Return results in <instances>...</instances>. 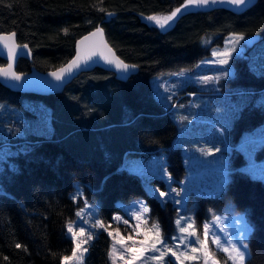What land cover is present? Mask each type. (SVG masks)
<instances>
[{"label":"trees","instance_id":"1","mask_svg":"<svg viewBox=\"0 0 264 264\" xmlns=\"http://www.w3.org/2000/svg\"><path fill=\"white\" fill-rule=\"evenodd\" d=\"M184 3L0 0V31L15 32L17 42L27 44L33 53L30 61H18L19 72L62 66L73 56L76 41L97 26L103 28L117 56L138 68L124 81L95 68L78 74L62 92L45 96L20 94L0 85V103L14 109L24 108L23 100L34 106L42 102L50 117V131L45 134L24 131L22 136L0 139V147L31 145L10 156L12 166H6L0 176V264H62L72 249L66 226L85 201L97 202V216L104 226L112 227L111 217L119 210L117 200L146 197L152 203L151 217L159 220L164 232H172L174 209L169 202L161 206L149 196L141 178L121 165L125 155L146 154L154 147L168 149L176 134L167 107L153 94L150 78L192 67L230 34L264 39V0L247 10L217 5L183 11L166 30L146 19ZM107 13L114 14L108 21ZM203 38L207 43H202ZM261 58L254 55L252 60L260 74L245 59H234L233 65L239 77L246 74L250 84L264 89ZM34 109L24 110L33 116ZM2 114L0 129L10 126L11 119L8 111ZM237 118L236 126L251 127L264 120V111L259 105L246 106ZM255 156L264 160V142ZM180 157L179 149L169 150L170 173L183 170ZM231 162V178L220 196L199 195L190 200L194 220L200 225L209 209L219 211L228 202L245 211L254 228L245 264H264V180L240 168L241 153ZM109 250L110 238L101 230L89 244L84 264H113ZM219 258L231 264L223 253Z\"/></svg>","mask_w":264,"mask_h":264},{"label":"rangeland","instance_id":"2","mask_svg":"<svg viewBox=\"0 0 264 264\" xmlns=\"http://www.w3.org/2000/svg\"><path fill=\"white\" fill-rule=\"evenodd\" d=\"M217 5L235 7L230 3H210L207 6H190L188 10L203 9ZM170 14L171 12L158 14L156 16L163 17ZM239 36L243 35H228L221 46L211 48L209 56L198 60L192 67L186 70L174 73H162L150 78L153 94L167 107L168 114L175 123L176 134L171 145L167 147L168 149L154 147L146 154H128L122 159L121 165L135 172L141 178L149 196L155 198L161 206L169 202L171 208L174 209L172 212V232H164L159 220L151 217L150 211L142 215L143 223L135 220L134 214L140 210L141 203L146 204L149 209H151L152 203L146 197L135 198L127 202L117 200L116 205L119 207V210L111 217V223L114 225L112 227L104 226V228L93 227L96 221L100 220L97 216L98 208L94 207L98 205V203L94 201H85L82 207L77 210L75 219L66 226L68 229L69 225H71L76 231H78L80 227H84L86 236L92 234L93 238L88 241V243L82 245V248H87L88 250L89 244L93 241L97 233L101 230L105 231V229H107V231H105L107 235L109 231L115 233L119 230L120 235L125 237L124 243L131 247L132 241L127 240L129 235L136 241L143 240L144 236L138 235V233L148 232L151 236L153 233L149 230L154 223H158L164 243L169 248L176 250V245L179 244V238L187 236L185 233H180L179 227L186 226L187 223H194V227L201 240L204 239L203 226L205 223H209L210 231H216L221 237L230 235V233L226 234L220 230L222 225L231 227L233 232L235 230L233 221L230 217L243 215L250 224L247 213L235 209L233 204L228 202L219 211L209 209L207 217L198 225L194 220L191 205L189 204L190 200L194 199L195 196H220L222 194L231 178V172L234 168L231 161L233 158H236L238 153H241L244 159L240 168L252 177L264 180V177H262V172H264V160H258L255 156L257 147L264 142V120L251 127L236 126L237 117L242 108L259 105V108L264 111V103H261V101H264V89H259L250 84L247 81L246 74L242 75L243 78L239 77L233 65L234 59H245L253 72L256 74L262 73L259 67H256L255 64L253 65L252 60L254 55H260L263 57L261 59L264 61V39L255 43H249L247 40L248 37L243 36L245 39L237 42ZM202 43H207V39L203 38ZM234 46L237 47L239 51L233 53V58L229 61V71L231 75L218 83L210 82L203 84L198 82L199 76L202 75H220L222 66L218 64V60L224 57H214L212 53L226 51ZM170 96L172 98L167 99V97ZM21 104L24 108L15 106L13 107L14 109H12L8 104L0 103V116H3L2 112L4 111H8L11 114V119L8 124L10 126L0 129V139H7L8 135L15 136L17 134L22 136L24 131H26V133L32 132L41 134L50 131L49 111L44 107L42 102L34 106L29 100H23ZM9 107L11 109H9ZM24 109H34L35 115L27 116ZM181 117H186V119L182 120ZM10 123H13L14 126ZM249 140L255 143L246 144V141ZM17 143L16 141L15 144ZM22 144V146L16 145V147H10V145L0 147V176L6 166H12V156L17 155L20 150L31 146L25 142H22ZM213 146L220 148L221 151L215 155H204L200 151V149H213ZM172 148L179 149L183 169L182 171L178 170L175 174L170 173L166 165L168 162L167 155ZM224 162H226V169L224 170L227 172L228 179L223 188L217 191V187L223 179L221 163ZM158 168L166 170V174L163 177L157 173ZM182 181L183 184H181ZM169 183L171 188L176 189L177 192H181L180 196H177L175 192L172 193V196L175 197L177 201H181L180 203H174L171 199L167 198L157 199V197H159V191L168 192L170 190L168 186ZM157 189L159 191H156L155 195H153L152 190ZM81 210H83V212L78 216L77 213L81 212ZM114 216H120L121 220H114ZM181 217H183V219L181 220L180 226H178L176 222L178 219H181ZM214 217H219L220 220L214 222ZM124 220H128V223L125 224L123 222ZM85 221H87V223H85ZM138 223H140L139 228H137ZM67 235L71 239V233L67 231ZM86 236L79 237L78 239H85ZM173 237H177V239L173 240ZM109 238V253H115V264H125V260L119 258L123 251V247L120 243H115L120 237L109 236ZM188 239L190 242H194L196 238L190 237ZM135 246L137 248L140 247L138 243ZM193 246L198 247V245L195 244H193ZM222 246L228 247L223 241ZM73 247L74 244L72 242V248ZM157 247L160 248L161 245L158 244ZM208 248L210 253L213 254V258L218 261V264L224 263V261L219 258V253H223L227 260L233 264V260L229 258L228 253H225L220 247L211 243V236L209 237ZM179 250L184 251V246L181 245ZM86 253H84L82 261L79 262V264H84ZM248 253H246V259L249 256ZM187 254L194 255L190 248H188ZM71 255L72 249L70 253L65 256ZM127 255L126 253L125 256L127 257ZM159 255V252L149 250L145 252L135 264H159L158 261L151 259V257ZM195 255H198L199 259L183 260L182 257L183 264H205L202 252ZM163 259L165 262L170 261L171 264H176L175 257L171 256L170 253ZM111 260L113 261V258H111ZM61 262L62 264H78L77 259L65 262L62 258ZM208 264H211V260L208 261Z\"/></svg>","mask_w":264,"mask_h":264},{"label":"snow or ice","instance_id":"3","mask_svg":"<svg viewBox=\"0 0 264 264\" xmlns=\"http://www.w3.org/2000/svg\"><path fill=\"white\" fill-rule=\"evenodd\" d=\"M217 4V3H230L234 6H242L246 3V0H186V3L184 5H181V7L176 8L174 11L171 12L170 15H166L163 17H158L156 15H150L148 17H146V19L148 21L154 22L156 26H158L160 29L162 30H166L167 27H171V22H174V19L178 17L179 14H182L183 11H187L188 8L190 6H196V7H200V6H207L209 4ZM102 34V29L101 28H97L95 32L90 33V36H97ZM14 35V34H12ZM8 37H3L0 36V40H7ZM85 39H88L87 37H85ZM245 39L243 36H239L238 40H243ZM101 47H106V45L103 44V41H101L99 44H97L89 53L87 56H84L83 59L85 60V63L83 65L80 64V60L82 59L81 55L78 54L77 56L71 60L68 65L66 66V68H62L60 70L59 73L53 72L50 73V75L52 77H54V79L58 82H63L64 79L70 77L73 74V70L75 69L76 71H81V70H86L90 64L89 61L91 63H98L99 61H95L92 60L93 56L97 55V52L99 51V54L101 56V58L105 61V63L112 65L115 64V68L122 72L123 74L128 73L130 68H135V65H128L126 63H123L122 61L119 60H113V59H109V57L105 56L103 54L102 51H100ZM4 48H6L7 51V59L9 61L8 64V68L11 69L13 64L12 62L14 61V59L17 56H22V55H27V56H31V51H25L28 49V45H23L22 49L17 48V46L12 45L11 47L8 45V43H4ZM110 51V50H109ZM239 49L237 47H232L229 48L226 51H222V52H213L212 55L214 57L216 56H220V57H224L223 59H219L218 60V64L221 67V74L220 75H216V76H207V75H202L199 76L198 78V82L203 83V84H207L210 82H216L218 83L219 81L223 80V79H227L230 75L231 72L229 71V61L230 59L233 58V53L238 52ZM65 73H67V76H65ZM0 75H3L6 78H10L14 81L17 82H21L23 80L22 75H18L15 72H12L11 75L9 76V72L7 70H0ZM167 90V89H166ZM172 97H167V99H171ZM261 103H264V101H261ZM182 120L186 119V117H181ZM223 127V126H222ZM255 142L252 140L246 141V144H254ZM214 149V150H213ZM213 149H208V150H204V149H200V151L202 152V154L204 155H215L216 153H219L221 151L220 148L213 146ZM221 169L223 171V179L221 181V183L218 185L217 187V191L221 190L224 186L225 183H227V172L226 170V162L221 163ZM157 173L163 177L166 174V170L163 168H158L157 169ZM262 177H264V172H262ZM169 179H170V174H169ZM181 184H183V181L181 182ZM169 191L168 192H164V191H159L157 190H152L153 191V195H155L156 191H159V197H157V199L159 198H167V199H171L174 203H180L181 201H177L175 199V197L172 196V193H176L177 196L181 195V192H177L176 189L171 188V185L169 183ZM164 202V201H162ZM94 207H99L98 205H95ZM150 211L149 207L146 204L141 203L140 204V210L138 212H136L134 214V218L136 221L143 223L144 221L142 220V215L146 214ZM83 210H81V212H78L77 215L80 216L82 214ZM98 214V213H97ZM114 220H121L120 216H114L113 217ZM183 219V217H181V219L177 220V225L180 226L181 224V220ZM191 219V218H189ZM230 219L233 221V225H234V232L233 229L231 227H228L226 225H222L220 230L225 232L226 234L230 235H226L225 237H221L216 231H210V227H209V223H205L203 228H204V239L201 240L197 234V231L194 227V223H187L186 226H180L179 227V231L180 233H185L187 234V236L185 237H180L179 238V244L176 245V250H174L173 248H169L163 240V237L161 235V231H160V226L158 223H154L151 227V229L149 230L150 232H152L153 234L150 236L148 232H144V233H138V235H143L144 239L140 240V241H136L133 239V237L131 235H129L127 237L128 241H132V246L129 247L127 246L124 241H125V237L120 235L119 230H117L115 233L109 231L108 235L109 236H119L120 239L115 241V243H120L123 247V251L120 254V259L125 260V264H135L136 261L140 260L141 256H143V254L149 250H152L153 252H159L160 255L159 256H153L151 257V259L156 260L159 262V264H171V262H165L164 261V257L166 255H168L169 253L171 254V256L175 257L176 260V264H183V260H197L199 259L198 255H195L197 253H201L203 254V257L205 259V264H208V261L211 260V264H218V261H216L213 258V254L210 253L209 248H208V241H209V237L211 236V243L217 245L218 247L221 248L222 251H224L225 253L229 254V258L233 260V264H245V259H246V253H248V244L247 241L250 237V235L252 234V232L254 231V228L247 222L246 218L243 215H239V216H235V217H230ZM220 218L219 217H214V222L219 221ZM125 224L128 223V220H124L123 221ZM85 223H87V221H85ZM93 227H100V228H104L103 223L100 220H97L95 225H93ZM140 227V223L137 224V228ZM68 233H71V239L72 242L74 244V247L72 248V255L71 256H65L63 257V260L65 262H68L70 260L73 259H77L78 260V264L79 262L82 261V257L84 255V253L87 252V248H82V245L88 243V241H90L93 236L92 234H88L86 236V230L84 227H80L78 231L74 230V228L69 225L68 229H67ZM105 231H107V229H105ZM85 239H78L79 237H85ZM190 237H195V241L194 242H190L188 238ZM173 240H176L177 237H173ZM222 241L223 243L227 244L228 247H223L222 246ZM139 244L140 247L137 248L135 245ZM161 245L160 248L157 247V245ZM193 244L198 245L197 246H193ZM183 245L184 246V251H180V246ZM17 248H20L21 245L17 244L16 245ZM188 248H190L191 252L194 255H188L187 254V250ZM128 254L127 257L125 256V254ZM110 258H113V264H115V253L110 252L109 253ZM248 255L250 256V253H248ZM183 257V260L181 259Z\"/></svg>","mask_w":264,"mask_h":264},{"label":"water","instance_id":"4","mask_svg":"<svg viewBox=\"0 0 264 264\" xmlns=\"http://www.w3.org/2000/svg\"><path fill=\"white\" fill-rule=\"evenodd\" d=\"M256 1L257 0H246V3L244 5L239 6V7L235 6V7L241 10H247L250 7H252L256 3ZM113 15H114L113 13H107L106 21H108L109 18L112 17ZM97 28L102 29V34L97 35V36H90V33L95 32ZM0 36L8 37L7 40H0V60L3 61V64L0 65V70H7L9 72V76L11 75L12 72H15L16 74L22 75L23 77V80L21 82H17L10 78L4 77L3 75H0V85L16 93L40 95V96H45V95H49L53 93H59V92H62L64 88L74 78L78 76V74L82 72L91 71L95 68H100L105 71L111 72L115 75L116 79L121 80V81L126 80L129 76H131L132 74H136L138 72V68L136 66L135 68H130L128 73L125 76V74H123L122 72L118 71L115 68V64L109 65L105 63V61L101 58L99 51H98L97 55L92 57V60L99 61L98 63H91L89 61L90 66L86 70L76 71L74 69L73 74L70 77L64 79L63 82L56 81L54 77L50 75V73H53V72L59 73L62 68H66L68 63L77 56L78 51L82 57V59L80 60V64L83 65L85 63V60L83 59V57L87 56L88 53L101 41H103V44L106 45V47H101L100 49V51H102L105 56L109 57V59L122 61L123 63H126L130 66L133 65V64L124 62L121 58L117 56L115 51L108 44L105 38L104 30L101 26H97L91 31L81 36L75 43V47H74L75 51L71 59L68 60L62 66L56 69H53V70H49V71H40L35 67H31L30 70L24 71V72H19L16 70L17 63L20 59H25L28 61L32 59L33 53L29 46H28V49L25 51L30 50L31 56H27V55L17 56L12 62L13 64L12 68L9 69L8 68L9 61L7 59L8 50L4 48V43H8L10 47L12 45H15L17 46L18 50L22 49L25 43L21 44L17 42L15 32L6 33V32L0 31ZM85 37H87L88 39H85ZM259 39H260L259 35H251L247 38L249 43H255L259 41ZM65 76H67V73H65Z\"/></svg>","mask_w":264,"mask_h":264}]
</instances>
